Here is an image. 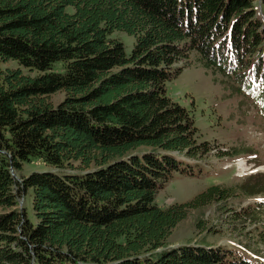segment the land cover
Here are the masks:
<instances>
[{"label": "trees", "instance_id": "obj_1", "mask_svg": "<svg viewBox=\"0 0 264 264\" xmlns=\"http://www.w3.org/2000/svg\"><path fill=\"white\" fill-rule=\"evenodd\" d=\"M116 31L134 38L129 54ZM192 54L264 110L254 0H0V63L37 72L0 68V264H250L220 246L167 244L190 211L231 192L156 203L185 171L174 153L211 151L166 94ZM32 160L73 172L15 179ZM28 189L34 223L18 206Z\"/></svg>", "mask_w": 264, "mask_h": 264}, {"label": "rangeland", "instance_id": "obj_2", "mask_svg": "<svg viewBox=\"0 0 264 264\" xmlns=\"http://www.w3.org/2000/svg\"><path fill=\"white\" fill-rule=\"evenodd\" d=\"M254 10L264 22V6L260 0H254ZM111 38L123 44L126 54L130 53L132 36L116 31ZM0 68L20 69L32 77L37 75L35 70L29 71L13 60L1 62ZM165 88L171 100L192 118L197 141L209 143L211 151L196 159L174 153L185 171L167 179L156 194V203L161 208L186 204L215 185L231 191L225 200L190 211L167 238L168 247L220 246L235 253L238 260L264 264V110L238 90L233 76L228 78L217 70L203 69L193 54L188 66L167 82ZM64 96L63 92H56L50 101L55 106ZM44 171L73 172L32 160L23 162L12 174L19 180ZM18 206L34 223L30 189L18 198Z\"/></svg>", "mask_w": 264, "mask_h": 264}]
</instances>
